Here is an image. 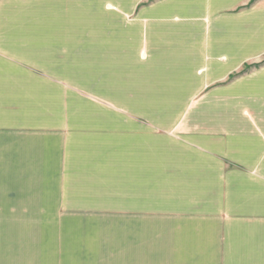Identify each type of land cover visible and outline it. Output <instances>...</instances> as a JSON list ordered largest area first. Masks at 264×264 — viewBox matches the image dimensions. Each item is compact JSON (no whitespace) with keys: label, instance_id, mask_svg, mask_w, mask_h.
I'll return each mask as SVG.
<instances>
[{"label":"rangeland","instance_id":"1","mask_svg":"<svg viewBox=\"0 0 264 264\" xmlns=\"http://www.w3.org/2000/svg\"><path fill=\"white\" fill-rule=\"evenodd\" d=\"M231 249L264 260V0H0V264Z\"/></svg>","mask_w":264,"mask_h":264},{"label":"crops","instance_id":"2","mask_svg":"<svg viewBox=\"0 0 264 264\" xmlns=\"http://www.w3.org/2000/svg\"><path fill=\"white\" fill-rule=\"evenodd\" d=\"M251 242H252V240H251ZM252 244V246H253V249L255 248L256 250H259V245H258V243L256 242V243H251ZM249 246V245H248ZM228 249H230V248H228ZM228 249H226V251L228 250ZM230 251H232V252H230ZM229 252H228V258H230L229 260H231V261H229L228 263L227 262H225V263H223V264H242V263H239V262H233V259L230 257V256H232V255H238V254H235V251L236 250H230ZM239 256H241L242 257V255H239ZM259 264H264V260L262 259L261 260V262H258Z\"/></svg>","mask_w":264,"mask_h":264}]
</instances>
